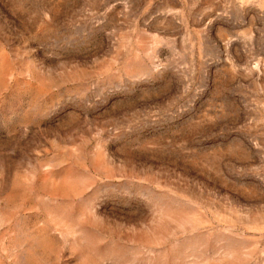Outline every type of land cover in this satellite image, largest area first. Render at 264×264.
I'll use <instances>...</instances> for the list:
<instances>
[{"label": "rangeland", "instance_id": "obj_1", "mask_svg": "<svg viewBox=\"0 0 264 264\" xmlns=\"http://www.w3.org/2000/svg\"><path fill=\"white\" fill-rule=\"evenodd\" d=\"M0 264H264V0H0Z\"/></svg>", "mask_w": 264, "mask_h": 264}]
</instances>
